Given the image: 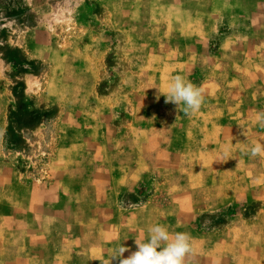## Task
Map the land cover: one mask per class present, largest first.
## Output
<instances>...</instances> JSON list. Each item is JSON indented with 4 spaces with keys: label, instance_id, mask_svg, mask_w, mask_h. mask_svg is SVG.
<instances>
[{
    "label": "crops",
    "instance_id": "0c3cea01",
    "mask_svg": "<svg viewBox=\"0 0 264 264\" xmlns=\"http://www.w3.org/2000/svg\"><path fill=\"white\" fill-rule=\"evenodd\" d=\"M117 1L125 63L92 78L68 55L41 172L20 171L0 121V264H110L157 224L190 234L185 264H264V154H247L264 143V0ZM177 74L204 89L194 114L165 103Z\"/></svg>",
    "mask_w": 264,
    "mask_h": 264
},
{
    "label": "rangeland",
    "instance_id": "374dc122",
    "mask_svg": "<svg viewBox=\"0 0 264 264\" xmlns=\"http://www.w3.org/2000/svg\"><path fill=\"white\" fill-rule=\"evenodd\" d=\"M118 3L0 0V121L7 114L10 128L4 140L19 150L15 157L24 158L17 164L21 172H41L42 165L30 163L31 157L44 158L49 150L46 145L57 142L62 105L56 96L60 92L69 96L63 78L68 55L82 53V76L92 78L96 77L95 68L102 67V59L114 68L125 63L116 59L124 39L117 42L118 47L112 46L118 29L105 19L107 11ZM96 36L99 38L94 40ZM80 76L73 74L76 82ZM70 103L77 106L79 101Z\"/></svg>",
    "mask_w": 264,
    "mask_h": 264
},
{
    "label": "clouds",
    "instance_id": "9594fccd",
    "mask_svg": "<svg viewBox=\"0 0 264 264\" xmlns=\"http://www.w3.org/2000/svg\"><path fill=\"white\" fill-rule=\"evenodd\" d=\"M162 95L165 96V103L176 105L184 115L198 112L205 101L204 89L186 81L179 74L171 77L167 90ZM258 123L264 128V113L258 117ZM247 154L253 158L261 156L264 154V143H256ZM135 243L137 250L127 258L123 254L129 249L119 246L111 256L110 264L113 260H118L119 264H185V258L193 251L189 233L170 234L165 226L159 224L148 229L146 240H135Z\"/></svg>",
    "mask_w": 264,
    "mask_h": 264
}]
</instances>
